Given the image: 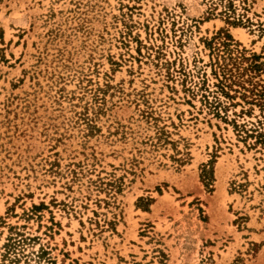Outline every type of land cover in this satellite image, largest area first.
Masks as SVG:
<instances>
[{
	"label": "rangeland",
	"instance_id": "obj_1",
	"mask_svg": "<svg viewBox=\"0 0 264 264\" xmlns=\"http://www.w3.org/2000/svg\"><path fill=\"white\" fill-rule=\"evenodd\" d=\"M0 264H264V0H0Z\"/></svg>",
	"mask_w": 264,
	"mask_h": 264
},
{
	"label": "trees",
	"instance_id": "obj_2",
	"mask_svg": "<svg viewBox=\"0 0 264 264\" xmlns=\"http://www.w3.org/2000/svg\"><path fill=\"white\" fill-rule=\"evenodd\" d=\"M207 103H210L209 101H207ZM253 132H257V130L253 131ZM262 134H260L258 137L261 139L262 138Z\"/></svg>",
	"mask_w": 264,
	"mask_h": 264
},
{
	"label": "bare ground",
	"instance_id": "obj_3",
	"mask_svg": "<svg viewBox=\"0 0 264 264\" xmlns=\"http://www.w3.org/2000/svg\"><path fill=\"white\" fill-rule=\"evenodd\" d=\"M223 192V191H222Z\"/></svg>",
	"mask_w": 264,
	"mask_h": 264
}]
</instances>
